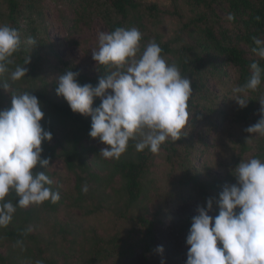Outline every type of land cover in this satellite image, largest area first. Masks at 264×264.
<instances>
[{
	"label": "trees",
	"instance_id": "obj_1",
	"mask_svg": "<svg viewBox=\"0 0 264 264\" xmlns=\"http://www.w3.org/2000/svg\"><path fill=\"white\" fill-rule=\"evenodd\" d=\"M58 1H61L62 13L65 15L63 20L68 24L70 35L79 34L82 28H90L92 22L97 20L105 27L106 32L120 27L138 28L142 33L141 51L149 42H156L166 61L169 64L175 63L181 75L191 81L192 96L188 102V112L197 124L200 123L198 118L201 116L199 108L208 109L211 116L208 120L215 115L211 108L198 103L201 96L208 94L207 85L227 79L234 89L243 85L249 78L250 65L253 62L258 63L264 70V59H260L252 51L255 47L254 38L264 40V0H171L169 8L155 4L145 5L143 0ZM41 2L0 0V24L15 28L21 39V47L12 57L10 70H14L17 65H24L25 60L30 58V63L25 65V78L16 82L11 81L8 74L0 78L10 85L7 99L3 96L5 91L0 89V110L11 107L12 94L31 92L35 95L44 113L41 124L52 134V140L42 144V158H48L50 165L54 160L61 161L64 171L74 178L75 184L73 190L66 195L61 188V181L54 183L57 174L50 171V166L43 169L37 165L36 171H45L52 179L53 183L48 187L59 192L60 199L56 203L49 200L28 209L17 208L11 222L6 227H0V247H7L5 256L0 254V264L69 263L74 256L62 254V263L59 259L46 256L47 250L42 247L41 235L37 233L41 216L49 215L50 212L54 215L64 202H68L71 209L84 214H91L103 208L114 212L118 219H126L129 216L136 218L138 223L145 224L147 228L145 239L141 240L142 253L138 256L139 260L148 263L147 256L152 249L160 246L154 245L156 239L152 226L162 223L160 217L164 212L163 207H160L151 221L141 218L147 214L146 206L142 205L149 195L145 179L150 172L146 162L152 161L154 158L151 156L156 153L153 154L147 149L137 152V141L130 140L126 152L119 159L106 160L99 155L100 150L88 144V141L94 140L89 136L91 117L73 113L68 103L57 96V81L53 80L49 88L45 80L43 72L48 65L52 46L49 45L48 23L45 20L46 6ZM229 16L233 18L229 19ZM164 17L175 18L181 23L175 34L170 37L157 33ZM28 37H32L36 44H28ZM56 62L59 76L71 70L78 74L77 81L81 85L96 86L101 76L112 71L97 65L90 76L83 73L74 63L72 65L62 60ZM232 94L234 95L233 90ZM245 99L248 101L247 106L240 108L238 119L243 125L255 124L261 118L257 117V111H260V102L264 101V72L260 86L255 91H249ZM203 100L209 101V98L204 97ZM3 102H6L4 108ZM100 103L99 98L95 99L93 108L99 107ZM180 140L168 147L162 145V148L171 153L167 158L171 165L170 170L177 164L176 169L181 172L177 183H169L168 188L173 187L174 190L170 199L180 200L191 194L202 198L206 204L209 198H218L224 182L214 183L213 187H209L203 182L202 167L197 170L191 163H187L186 155L185 161H173L174 156H177L174 145L179 144ZM237 146L241 156L252 150L244 137L237 140ZM188 147L185 146L186 149ZM88 156H91L92 160L88 161ZM252 158L264 161V137L259 136L255 142ZM85 185L87 192L83 191ZM5 199L16 204L18 197L15 192H10ZM213 212L218 215L215 205ZM135 213L138 215H134ZM192 218L187 216L181 225L187 235ZM53 224L61 234L62 240L70 236V232L63 225L56 221ZM85 241L87 247L81 244L79 250L81 264H106L112 256L115 257V252L117 257L123 256L122 249L127 243L118 235L107 240L93 235ZM75 242L76 238H73V245ZM129 252L132 254V246Z\"/></svg>",
	"mask_w": 264,
	"mask_h": 264
},
{
	"label": "clouds",
	"instance_id": "obj_2",
	"mask_svg": "<svg viewBox=\"0 0 264 264\" xmlns=\"http://www.w3.org/2000/svg\"><path fill=\"white\" fill-rule=\"evenodd\" d=\"M141 40L136 27L101 32L92 59L113 70L101 76L96 86L79 84L78 74L71 70L57 81L56 94L71 111L91 117L89 136L105 145L99 153L104 159H119L130 140L137 141V152L158 153L167 140L178 141L188 125L191 81L175 63L166 61L156 42L141 51ZM253 42V53L264 59V40L254 38ZM27 43L35 45L36 41L28 37ZM20 47L19 32L0 24V78L8 74L16 82L26 77L30 58L14 70L9 68ZM250 69L246 82L233 89L234 101L241 108L247 106L249 91L262 82L260 65L253 62ZM9 88L0 79V89L7 93ZM97 98L101 103L93 108ZM260 105L261 118L245 130L251 138L264 137V101ZM43 118L40 102L31 92L12 94L11 107L0 110V227L11 222L17 208L60 199L59 192L48 187L52 179L45 171L35 170L37 165L50 166L49 159L42 158V144L52 140L51 132L41 124ZM232 175L235 184L225 185L218 198L206 201V207H197L186 238V264H264V161H241ZM83 191H88L87 185ZM10 192L17 195L16 204L5 199ZM214 205L218 215L213 217L209 213ZM156 251L163 254V246Z\"/></svg>",
	"mask_w": 264,
	"mask_h": 264
},
{
	"label": "rangeland",
	"instance_id": "obj_3",
	"mask_svg": "<svg viewBox=\"0 0 264 264\" xmlns=\"http://www.w3.org/2000/svg\"><path fill=\"white\" fill-rule=\"evenodd\" d=\"M41 1L46 6L45 20L48 23L49 45L52 46L48 65L43 72L49 88L52 81H58L59 78L56 60L68 61L72 65L74 63L83 73L91 76L97 67L96 62L92 59V52L98 49V35L101 32H106L105 27L99 21L94 20L90 28H82L81 26L83 30L79 34L70 35L68 24L63 20L65 15L62 13L61 1ZM142 2L145 5L155 4L166 8L171 6V0H143ZM180 25L179 20L164 17L162 24L157 28V33L163 37H170L175 34ZM207 89L208 94L201 96L198 103L211 108L215 115L208 120L211 117L208 114V109L199 108L201 116L198 118L200 122L198 124L189 116L188 125L181 132V142L174 145L177 156H174L173 161H185L186 155L187 163H191L197 170L202 167L203 182L209 187H213L214 183L224 182L223 188L229 183L234 184L236 182L232 173L241 161H248L252 158L255 153V142L259 136L253 135L251 138L250 134L245 131L254 124L243 125V122L239 121L238 115L241 107L234 101L236 96L232 94L233 87L227 79L222 82H211L207 85ZM3 96L5 99L8 98L6 92ZM204 97L209 98V101H204ZM5 105L6 102H3L2 108ZM257 114V117L261 116L260 111H257ZM210 121H212L211 124ZM240 137H244L252 149L243 156L240 155L237 146V140ZM174 142L176 141L169 139L163 145L168 147ZM88 144L100 151L105 147L96 140L88 141ZM185 146L189 147L186 149ZM169 155L171 153H168L161 146L160 151L151 156L154 159L146 162L150 172L145 179L149 195L142 205V207L146 206L147 214L141 217L146 221H151L153 215L159 211L160 207H163L164 212L160 217L162 223L152 226V233L156 239L154 245L163 246V254L157 253V247H155L147 256L148 263L139 260L138 255L142 253L141 240L145 239L147 227L145 224L138 223L136 218L132 219L127 216L126 219H118L114 216V212L103 208L91 214H84L81 211L71 209L68 202H64L54 215L50 212L49 215L41 216L37 233L41 235L42 247L47 250L45 255L59 259L62 263V254H67L71 257L74 256L67 264H81L79 250L81 244L85 248L87 247L85 240H89L93 235L105 240L118 235L127 242L122 249L123 256L117 257L118 254L115 252V257L112 256L106 264H161V260L164 261V264H186L187 234L181 229V225L187 216L194 217L197 214L198 206L206 207V204L202 198L191 194L180 200L174 199L175 201H173L170 199L174 195V190L173 187L168 188L169 183H177L181 172L176 169L177 164H174L172 171L170 170L171 165L167 162ZM90 160L92 157L88 156V161ZM50 171L57 174L53 180L54 183L60 180L62 190L68 195L73 190L74 178L64 171L59 160H54L51 163ZM209 214L213 217L216 215L213 211ZM134 215L138 214L135 213ZM55 221L70 232V236H67L65 240H62L61 234L57 232L56 227L54 228L53 223ZM73 238H76L74 245ZM131 246L132 254L129 252ZM218 246L220 245L218 244ZM6 250L7 247H0V254L5 256Z\"/></svg>",
	"mask_w": 264,
	"mask_h": 264
}]
</instances>
